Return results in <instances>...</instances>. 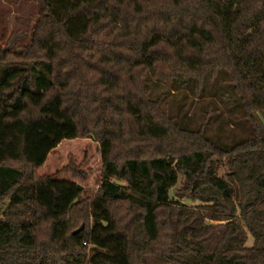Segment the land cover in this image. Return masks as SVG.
<instances>
[{"label": "trees", "instance_id": "16d2710c", "mask_svg": "<svg viewBox=\"0 0 264 264\" xmlns=\"http://www.w3.org/2000/svg\"><path fill=\"white\" fill-rule=\"evenodd\" d=\"M30 1L0 48V264H264V0ZM75 139L102 152L83 200L73 166L37 174Z\"/></svg>", "mask_w": 264, "mask_h": 264}, {"label": "rangeland", "instance_id": "374dc122", "mask_svg": "<svg viewBox=\"0 0 264 264\" xmlns=\"http://www.w3.org/2000/svg\"><path fill=\"white\" fill-rule=\"evenodd\" d=\"M37 8L30 0H0V48H5L9 40L16 39L13 50L19 52L31 44V39L36 27ZM156 92H161L157 89ZM178 95L175 94L174 96ZM183 100L179 109L180 114L186 112V117L192 119V126L196 122L197 116L201 113V104L197 100L191 103V96ZM178 99L167 97V107L173 113H178ZM201 106V107H200ZM195 118V120H194ZM74 167L80 176L72 173H61L55 177L58 182H66L79 186L82 193L78 200L91 198L97 191L100 184V174L102 167V152L100 146L88 139H75L61 142L46 158L44 164L37 169L39 176H55L64 167ZM209 168L219 177H224L228 172L225 161H213ZM83 177V178H82ZM182 177L179 176L178 183L169 191L171 200L180 202L187 207H197L200 203L191 202L182 197L181 194ZM125 186L124 183H119ZM184 196V195H183ZM3 208V206H2ZM1 210V208H0ZM251 245V239L247 246Z\"/></svg>", "mask_w": 264, "mask_h": 264}, {"label": "water", "instance_id": "95a60500", "mask_svg": "<svg viewBox=\"0 0 264 264\" xmlns=\"http://www.w3.org/2000/svg\"><path fill=\"white\" fill-rule=\"evenodd\" d=\"M83 230V225H81L78 229H76L74 232H73V235H76L78 234L80 231Z\"/></svg>", "mask_w": 264, "mask_h": 264}]
</instances>
